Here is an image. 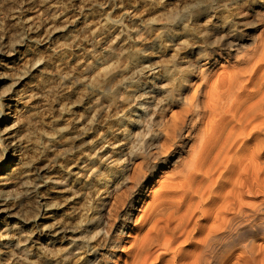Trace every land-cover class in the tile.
I'll return each mask as SVG.
<instances>
[{"label": "bare ground", "instance_id": "bare-ground-1", "mask_svg": "<svg viewBox=\"0 0 264 264\" xmlns=\"http://www.w3.org/2000/svg\"><path fill=\"white\" fill-rule=\"evenodd\" d=\"M102 1L107 5L110 0ZM202 1L193 3L195 12L189 19L179 21L184 28L193 24L199 30L197 42L202 39V45L207 43L211 48L205 50L207 46L203 45L204 49L190 51L191 56L185 57L182 68L178 67L181 63L175 62L162 68L169 73L176 67L178 73L185 69L184 75H177L179 80L174 86L169 87L171 81L164 75L158 76L160 70L157 72L158 68L146 53L156 51L161 54V60L165 54L162 49H167L169 44L175 47V52L195 45L194 41L189 42L192 36L175 37L177 29H168L170 33L165 32V37L158 35L149 45L144 42L143 29V33L141 29L133 30L134 37H131L140 44L134 49L141 56L134 58V53L131 55L124 46L125 29L107 28L108 20H105L92 30L93 39L85 46L76 47L73 56H60L51 63V54L47 51L30 63L42 79L39 87L31 89L26 98L43 116L40 145L44 164L33 172L36 166L32 161L21 162L19 158L18 170L0 179V257H5V264H69L83 247L85 250L81 253L85 256L80 264H112L128 231L133 235L128 239L130 246L122 253V264H264V36L239 66L219 74L216 79L208 78L206 66L198 67L199 57L216 60L224 50L235 43L241 44L244 32L238 31L239 22L233 16L223 19L215 16L221 7L217 0L208 2L211 10L201 11ZM225 3L228 8L236 9L238 16L247 19L253 15L246 9L251 0H226ZM179 12L173 9L167 20L175 21ZM39 13L42 16L36 22H27L29 17L25 21V16H20L26 22H23L24 36L15 34V42L8 43L12 44L9 50L0 52V68H3V58L10 59L6 56L14 53V46H21L23 39L39 37L56 21L64 25L52 34L62 38L68 25L79 18L74 15L76 19L71 20L56 8L48 14ZM124 14L118 23L125 28L128 18L135 14L131 8H126ZM60 42L55 45L56 54H64L66 50L67 44ZM14 73L17 79H11L9 89L4 92L3 88L1 93L11 92L28 74L21 70ZM133 86L134 91L130 90ZM66 110L68 115L64 114ZM23 116L15 117L16 120L4 127L0 144L4 139L10 140L11 146L21 145L22 132L14 136V131L23 123ZM28 119L22 125L31 132L32 125L39 122L35 118L34 124ZM51 119L55 121L53 126ZM103 121L109 125L106 123L101 130ZM198 124L197 142L183 169L174 178L169 175L170 182L164 178L166 184L159 186L158 191L155 189L157 192L132 228L134 209L144 199L152 175L159 169L157 163L167 164L166 156L180 152L185 146L184 133L191 132L189 128L194 129ZM139 155L144 158L134 163ZM63 159L68 160L63 165L66 173L62 176L56 168ZM152 162L153 172L149 171ZM46 185L66 194L61 199V207L71 210L72 215L75 213L72 220L64 216L56 218L59 199L49 198V205L38 200ZM120 189L127 196H116L107 214L110 197ZM86 197L91 198L89 206L77 207L79 200ZM32 202L46 205L42 212L48 215L50 223H43L37 231L27 234L24 225H12L9 220L19 217ZM78 236L84 238L83 246L73 243ZM256 237L261 239L259 244ZM65 240H70L66 246ZM35 245L40 250L36 255L32 254ZM61 247L63 254H59ZM101 248L106 252H101ZM31 256L37 259L31 260Z\"/></svg>", "mask_w": 264, "mask_h": 264}, {"label": "rangeland", "instance_id": "rangeland-1", "mask_svg": "<svg viewBox=\"0 0 264 264\" xmlns=\"http://www.w3.org/2000/svg\"><path fill=\"white\" fill-rule=\"evenodd\" d=\"M28 1H30V0H25V1L24 0H0V32H1L0 33V52L1 51L5 52V50H7V51L9 50V46H11L15 42V39H16V37L14 38V36H16L15 34L18 35L17 37L23 38V36H24L23 26L26 24L25 21H27L29 19L27 22H36L42 16V14L39 15L40 14L39 12H41V13L43 12V14L44 13L48 14V13H50V11H53V9L56 8V10H60L63 12V14H66L67 16L71 17V20H73V18H75L76 16L79 18H77V19L75 18L76 19L75 22H72L70 25H68L69 27L66 28L65 32L63 33L62 38H60L61 35L58 36V35L52 34V32H56V30L59 31L60 26L64 25L63 23L56 21L53 23V26L51 27V29H48V32L47 31L45 33L43 32L39 37L34 36L33 38H31V40H30V38H28L27 40L23 39L22 41H24V40L25 41H24V43L20 42L21 46H20V44H17L16 46H14L15 52L12 53L10 56H6V57H10V59L9 58H3V60H4V63L2 64L3 68H0V75H1L0 76V93L3 90H4V92L7 91L10 87L9 86L10 82L12 80H14L15 77L17 79L18 76L16 73H14L15 71L17 72V70L18 71L21 70V72H24V73L28 72V74L26 73L27 77L25 76L24 80L21 82V84L19 86L13 87L11 89V92H8L6 94L3 92L0 94V96H1L0 97V129H1L0 130V137H1V139L3 137L2 135H4V133L2 134V132H4L3 131L4 127L8 124L10 125L13 120H16L17 118L19 119L22 115H24L22 117L23 123H21V126L15 130L16 132L14 131V136L17 134L19 136V134L22 132V134H20V135H22V139L24 141L21 139L22 140V142H21V140H20L21 145L18 144V145H20V147H18V145L17 146H11L10 144H8L10 142V140L6 141L4 139H3V143L0 144V179L3 176L13 175L12 173H15V171L18 170V166L16 165V163L18 162L19 158H20L21 162L22 161L23 162L32 161L33 166H36V167H33V172L36 170V168L38 166H41L44 164V158L42 155L43 154V148L41 147V145H42L41 125H42V121H43V118H42L43 116L41 113H39V111L36 108L31 107L32 105L27 102L28 99L26 98V95L31 91V89L38 88L39 87L38 85L41 84L40 81L42 80L41 79V73L37 70H32L30 67L31 66L30 63L34 62V60L40 59L44 55V53H46L47 51H48V53L51 54V55L49 54L51 63L52 62L55 63L58 60V58H60V56H62V57L66 56V55H67V57L73 56L75 54V49L77 46H80V45L85 46L86 42L88 43V41L93 39L92 30L94 29V27L100 26L101 24H103L105 22V20H108V21H106V25H107L106 27L107 28H110V27L112 29L113 28L114 29L120 28L119 30L125 29L123 32L124 34L122 36L123 37L122 39L125 40L124 42H126L127 46L125 44H124V46L126 49H128V51L130 52L131 55L134 53V58H137L138 56L139 57H141V56L135 52V49H136V46L140 45V44H136L138 42H136L134 40V38H132V37H134L133 36L134 35L133 30H138V29L142 30L143 29L144 33L146 32L143 35L144 40L146 39L144 42L147 45H149L153 40H155L156 37H158V35L163 37L164 35H167V33H165V32L170 33V31H168V29L169 30L170 29H174V30L177 29L178 31L175 33V37L192 36L191 37L192 39H190L189 42L192 43L194 41L195 45L183 47V49H181L180 51H177L178 52L177 53L174 50L175 47H173L172 45L169 44V45H167V49H162L163 52H165V54L163 55L164 57L162 56L163 59L161 58V60L159 58V56H161V54L160 53L157 54L156 51L149 50L146 53L147 54L146 57H149L148 59H150V61L152 63H154L153 65L158 68L157 72L160 70V72L158 73V76L164 75L168 81H171L170 86H169V87H171L172 85L174 86L177 83V81L179 80V77H181V75H184L183 73H185L184 72L185 69H183L184 71L182 70V72H180L182 74L179 76L178 74H180V73H178L177 68L184 66L183 65L184 63H182V62H185L187 60V58H185V57L187 55H190V51L191 52L192 51H198L199 49H204L206 46L207 47L205 48V50H209V48H211L210 45H208L207 43H203V45H204V48H203V45H202L203 40L202 39H200V41H201L200 43L197 42V39H195V38H199V36H198L199 30L194 28L193 24L190 23L188 28H184V25H180L181 20L189 19V17L195 12V10H194L195 8L193 7V3H195L196 1H199V0H112V1L110 0L107 5L106 4L104 5L103 4L104 2L102 0H85V1L84 0H31L30 1L31 4ZM34 1H35V3H34ZM209 1H211V0L202 1L203 4L199 7L201 9V11L202 10H211L210 5L208 4ZM225 1L226 0H217L216 1L218 3V5H220L221 7L215 11V16L218 17V19H223L222 17L226 18V17H230V16L232 17L233 16L235 21L239 22V23H237L238 24L237 25L238 31L244 32V38L240 39L241 44L235 43L232 48H229L227 50L228 52H230L229 55H228V52L226 50H224L223 55L221 57H217L216 60L208 59L206 56H203V55H201L199 57L200 59L198 62V65H199L198 67L202 68V67L206 66L205 68H207L206 70L208 71L207 77L209 78V76H210V78H212V79H216L215 77H217L219 74L221 75L222 73H225V71L229 70L230 68H232L234 66H239L240 63H242L244 61V59H246V57L249 56L253 52V50L256 48V46H258L261 43L260 42L261 37L264 36L263 35V33H264V1L263 0H251V3L246 6L247 7L246 9L249 10L253 15L247 19H245V17H243V16L236 15V13L238 11L234 8H231V7L228 8L226 6ZM27 2L29 4H27ZM126 8H131V10L134 11V14L136 17L135 16L129 17L128 19L130 21L127 20V22H126L127 27L124 28V26H121L118 23V21L121 18L125 17L126 14H124V12H125ZM173 9H177L180 11L179 17H177V19L175 21H174V19L172 21L169 19L167 20V18H166L167 15L169 16L170 11H172ZM74 15H76V16H74ZM20 16H22V17L25 16L24 17L25 19L20 17ZM26 17L27 18L29 17V18L27 19ZM32 18H33V20H31ZM78 19H79V21H78ZM74 23H75V25H74ZM54 24L56 25V27ZM175 27H177V28H175ZM161 28H163L164 31ZM183 28L186 30H184ZM2 30L3 31L5 30V31L3 32ZM20 30H23V32ZM143 30H142V33H143ZM3 33H5L6 36ZM245 33H247L248 35L247 34L245 35ZM11 34H12V36H11ZM9 35H10L11 39H10V37H8ZM48 36L51 37L49 40L46 39ZM32 39H33V41H32ZM58 39L61 40V42L64 41V43L67 44L64 54H56L55 53L56 51L54 49L57 46V44L60 42ZM9 42H11L12 44L11 43L8 44ZM5 44L7 45L8 49H5V48H7ZM198 44H199V46H198ZM1 46H2V48H1ZM73 51H74V53H73ZM175 53L177 54V57H175L173 59V54H175ZM57 56H59V57H57ZM190 56H188V57H190ZM244 56H245V58H244ZM193 57L195 58V57H197V55L193 56ZM241 59H243V60H241ZM26 61H28L29 63L27 62L28 63L27 64ZM173 62H175L177 64L181 63V64H178L180 66H178V67H176V69H174V72L169 73L168 71H165V69L162 70L163 67H165V66L169 67ZM22 67H23V69H22ZM24 69H26V71H24ZM11 73L13 75H11ZM6 74H8V75L10 74L12 76V78L9 77L10 75L8 76ZM175 75L176 76L178 75L179 77L178 76L176 77ZM6 76L9 77V79L6 78ZM196 79L197 78H194V80H195L194 82L197 81ZM133 89H135L134 86L130 87V90H133ZM191 93H192V90L188 92L189 95H191ZM188 94H187V96H188ZM24 102L25 103L27 102L28 104L27 103L25 104ZM25 106H28V107H25ZM124 107H125V112L127 114L129 112L128 105L126 104ZM28 108L30 111L28 110ZM35 109H36V111H34ZM31 110H33L34 113H33V111L31 112ZM21 111H22V113H21ZM25 112L27 113V116L31 113L29 115V117L26 116ZM32 113L34 114V116L32 115ZM39 114H40V116H37ZM64 114L68 115V111L66 110L64 112ZM17 115H19L20 117H18ZM15 117H16V119H15ZM25 117H27V118H25ZM37 117H39L40 120H37ZM28 118L32 119V121L36 118L35 121L39 122L40 126L38 124H35L37 122L33 121V123L35 124V125H32V128L34 129V131H33V129L31 130V132L27 131V128L25 127V125L23 126L22 124H25L26 121L28 122V120H29ZM26 119H28V120H26ZM51 122H53L52 123V126H53L55 124L54 119ZM101 123L102 124H100V128H101V130H103V129H105V127H106L105 125L107 122L105 123L103 121ZM101 125H102V127H101ZM107 125H109V124L107 123ZM198 125H196L197 129L196 128L193 129V127H191V129L189 128V130H191V132L188 130L189 132L184 133L183 139L185 141V146H184L185 148L182 147L180 152H175V155H173V153H171L170 155L166 156L165 158L168 160L167 164L162 165L161 162L157 163L158 164L157 166L159 167V169H156L157 171L155 172L154 175H152V173H151V172H153L152 165H153L154 161L150 164L151 168L149 167V171H151V172L149 173V176L152 175V179H151V182L149 183L148 188H147L145 195H144V199L145 198L146 199L145 200L143 199L134 209V213H135V214H133L134 218L132 219V221L130 223L132 228H134L135 225L137 224V222L140 220V218L142 216L141 213H143L142 210H144V208L146 207V204H148L149 201L151 202L154 193L157 192L158 190H160V187L162 185L166 184L167 181L170 182V178H171L170 176H172L174 178L177 175V173L181 169H183V165L186 164V162L189 159L188 156H190V152H191L193 145H195L197 142L196 136L198 134L199 127H200V125L199 126ZM21 127L23 128L22 130H21ZM35 129L38 130L37 131L38 134H36L37 132L35 133ZM195 130H198V131H195ZM29 135H31V137ZM39 137H40V139H39ZM35 140H38V141H35ZM34 142H36V143H34ZM33 154H34V156H33ZM23 156H24V158H23ZM4 157H6V158H4ZM26 157H28V158H26ZM143 158H144V156H142V155L135 157L134 163H138V162H140V160L142 161ZM165 158H163V159H165ZM1 159H6L5 163L1 162L2 161ZM67 160L66 159H63L62 161L60 160L59 165L61 164V166H58L56 168V172H58L62 176L65 175V173H66L64 171L63 165H65L67 163ZM166 176H168V177H166ZM164 178H166L167 181ZM163 180L165 183L163 182ZM161 182H162V184H161ZM46 188H47V191H46ZM49 188H50L49 186L48 187H47V185L45 186V189H44L45 193L43 192L44 194L42 193V197H40L38 200L41 201V204H43V202L44 203L46 202L49 205V203H50L49 198L54 197L55 199H57V201L59 199L60 200V203H59L60 206L57 208L59 212L56 215V218L59 219L60 216H62V217L64 216L63 217L64 219H66V217H67L69 220H72V218L75 216V213H73V215H72L71 210H69L68 208H65L63 206L61 207V205H62L61 203L63 202L62 200H64V198L67 197L66 194L64 192L55 191L52 188H50V189ZM0 189H1V185H0ZM123 189L125 190L126 188H123ZM123 189L118 190L117 192L114 193V195H112L110 197V204L107 208V214L112 209V206H113L115 200L117 199L116 196H118V198L122 197V196H127V195H124V194H126L125 193L126 191H124ZM155 189H157V191ZM134 193H136V190L134 191ZM150 193H153V194H150ZM90 199L91 198L86 197L85 199L79 200L80 202H78L77 207H79L81 209H83V208L86 209L87 208L86 206H89L88 202H90ZM82 205L83 206L86 205V206L83 207ZM142 205H144V206H142ZM44 208L46 209V205L44 206V205L37 204L36 202H32L28 206H25L24 209L26 211L24 212V210H22V212L19 214V217L16 216L17 218H15L14 220H9V221L12 222V225H14L16 223H18L19 226L24 225L25 229L28 230V231L25 230V233L27 231L28 232L27 234H29L30 232H33L32 230L37 231L39 229L38 226L43 225V223L44 224L50 223V219L47 218L48 215L44 216V212H42ZM26 212H27V214H26ZM25 215H27V216L25 217ZM35 215H37V216L34 217ZM107 217L110 218L109 215H107ZM25 218H27V219H25ZM4 221H6V220H4ZM35 225H37V226H35ZM130 235H133V234L129 231L127 232V234H125V236H124L125 242H123V244H121L120 251L118 250V252H116L117 254L115 255V258H114V261L112 262V264H114L115 262H116L115 264H122V263H120V262H122V260H121L122 253L124 252V248L126 249L130 246V243H128L129 242L128 239H129ZM81 237L82 236H78L74 240V242H73V240H72V242L75 244L77 242L76 245H80V246L82 245L83 246L84 238L82 240ZM255 239H257L256 241H258L257 244H259L261 242V239H259V237H256ZM69 241L70 240H65V243H64L65 246L68 244L67 242H69ZM63 249L64 248H62V247L60 248L59 254L64 253ZM32 250H33L32 254L36 255V254L40 253V250L38 249V245H35L32 248ZM84 250H85V247H83V250L81 252H83ZM81 252L78 251L77 252L78 254L76 256H74V259L72 261H70L69 264H80L81 263L80 259L81 258L83 259V256H85V254H83ZM101 252H106V249L104 250L101 248ZM3 259L0 257V264H2V263L5 264V262H6L5 257H3ZM36 259H35V257L31 256V260H36ZM115 259H116V261H115Z\"/></svg>", "mask_w": 264, "mask_h": 264}]
</instances>
